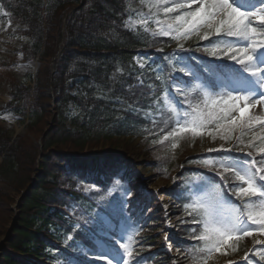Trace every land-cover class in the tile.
Segmentation results:
<instances>
[{
  "label": "trees",
  "instance_id": "obj_1",
  "mask_svg": "<svg viewBox=\"0 0 264 264\" xmlns=\"http://www.w3.org/2000/svg\"><path fill=\"white\" fill-rule=\"evenodd\" d=\"M0 4L14 26L25 27L27 60L40 63L34 89L16 81L12 72L6 75L12 84L9 110L23 117L30 112V121L26 134L16 138L0 125V240L11 223L15 198L32 190L19 203V223L0 255V264H95L97 231L87 222L97 224L101 214H110L113 221L114 205L107 200V205L97 207L80 191L83 184L108 191L120 182L135 196L120 203V212L137 223L151 221L153 230L159 229L164 212L151 206L156 205L155 199L151 203L136 197L133 185L140 174L114 153L123 137L146 138L141 146L154 157L152 166L160 178L165 172L167 178L178 174L181 184L168 193L175 202L172 246L178 264L204 263L203 242L194 241L202 227L195 216H186L182 188L191 170L181 173L180 161L163 155L171 143L164 136L177 125L165 96L172 93L181 110L189 108L187 102L195 96L205 98L203 90H194L195 79L187 74L190 67L200 72L207 88L219 76L232 80L248 71L253 65L248 52L234 47L216 50L213 40L210 45L194 40L192 48L179 52L170 39L135 34L125 25L126 0H0ZM255 40L257 46H264V26ZM138 56L144 58V68L135 61ZM0 67L6 69L8 64ZM71 104L76 115L69 126L65 115ZM234 134L224 135L223 142H235ZM260 143L242 131L234 147L258 150ZM96 148L102 152L95 153ZM203 159L195 158L196 165H203ZM259 161L264 168V150L258 152ZM228 179L236 188L232 173ZM141 239L146 246L155 244L152 232ZM191 252L201 255L193 257ZM141 255L148 264H169L158 253L141 251Z\"/></svg>",
  "mask_w": 264,
  "mask_h": 264
},
{
  "label": "rangeland",
  "instance_id": "obj_2",
  "mask_svg": "<svg viewBox=\"0 0 264 264\" xmlns=\"http://www.w3.org/2000/svg\"><path fill=\"white\" fill-rule=\"evenodd\" d=\"M128 5L130 8L128 28L152 37L171 38L180 47L190 45L194 39L209 43L211 39L217 37H219L216 39L219 45L229 46L232 35L235 36L236 41L242 43L240 45L245 44L249 47L254 43L255 26L264 23V0H128ZM17 29V26H11L8 13L0 6V66L8 64L9 58L14 54L17 55L15 49H20L27 42ZM253 55L257 57L259 70L252 72L254 78L251 80V85L248 84L246 87L235 81L233 87H228L226 81L219 78L216 84L220 91L214 92L208 89L205 98L195 96L190 100L191 102H187L190 111L179 112L178 131L173 137L167 138L171 143L168 147H164L165 158L170 156L172 161H180L181 167L186 164L191 166L198 154L214 153L224 148L222 137L233 129H240L244 120L245 123L253 125L261 124L258 129H249L248 132L263 144L260 143L262 147H259L257 152L264 150V74H261L264 73V51L254 52ZM137 62L143 64V58L137 57ZM11 63H17L14 79L25 82L34 89L33 80L36 79L39 63L26 62L22 55H18L16 62L11 61ZM7 74L6 71L0 74V125L9 130L14 137L24 136L30 121V112L26 118H22L6 109L12 92V84ZM202 82L198 81L197 86L201 87ZM167 100L169 105L175 107L173 96L168 94ZM74 114V106L71 105L66 114L68 124ZM224 118L227 119V127H222L219 131V127L212 129L211 125L215 121L223 123ZM188 132L195 136L187 135ZM200 135H204L205 138H196ZM31 140L40 144L41 139L31 137ZM141 144V140L121 139L114 153L134 164L141 176L139 181H145L149 186L146 187V192H152L155 196L154 206L161 207L165 211V228L161 224L158 230L153 231L152 236L156 242L151 246L150 251L173 256L169 239L171 232L175 230V217L172 216V201L167 193L174 187L178 174L173 173L171 178H167L165 172V177L160 178L152 166L154 157ZM245 151L252 153L250 149ZM94 152L102 151L96 148ZM219 163L221 167L219 166L217 171L211 170L213 174L223 176L228 171H235L240 178L242 192L245 193V189H252L257 196H260V185L249 166L234 160ZM187 181L191 182L188 184L189 188L186 186L188 210L199 218V222L203 225V237L213 246L208 264H245L248 261L256 263L255 258L264 259V249L253 248L249 254L239 250V246L231 250V246L238 241H245L250 247L253 243L264 239V196L260 199L257 197L258 204L251 202L247 205V214L241 218L239 209L241 207L223 193L220 189L222 186L213 182L207 174L201 171L193 173ZM137 187L142 188L143 185L139 184ZM117 190L120 191L121 187L111 188L108 192L109 196H115ZM84 192L89 193V189L86 188ZM107 198L108 196L104 195L94 199L96 204L100 201L104 204ZM17 199L15 198L16 202ZM15 205L16 203L11 209L13 211L11 222L16 217ZM9 227L10 225L8 230ZM146 231L144 228L138 233ZM3 238L9 237L6 235L1 239ZM225 238L232 240L227 243ZM117 243L121 246L119 255L111 256L108 248L101 245V254L97 257L105 260L110 256L108 259L110 264H132L137 261L138 251L143 249L141 241L131 236L130 232L123 231Z\"/></svg>",
  "mask_w": 264,
  "mask_h": 264
},
{
  "label": "water",
  "instance_id": "obj_3",
  "mask_svg": "<svg viewBox=\"0 0 264 264\" xmlns=\"http://www.w3.org/2000/svg\"><path fill=\"white\" fill-rule=\"evenodd\" d=\"M23 197H24V195H23ZM23 197H22V198H23ZM16 222H17V218L14 219V221H13L11 227H10L9 233H11V232L13 231V228H14V225H15ZM6 241H7V240L5 239V240H3V241L0 243V251H1V249H2V244L5 243Z\"/></svg>",
  "mask_w": 264,
  "mask_h": 264
},
{
  "label": "bare ground",
  "instance_id": "obj_4",
  "mask_svg": "<svg viewBox=\"0 0 264 264\" xmlns=\"http://www.w3.org/2000/svg\"><path fill=\"white\" fill-rule=\"evenodd\" d=\"M262 241H264V240H262Z\"/></svg>",
  "mask_w": 264,
  "mask_h": 264
}]
</instances>
